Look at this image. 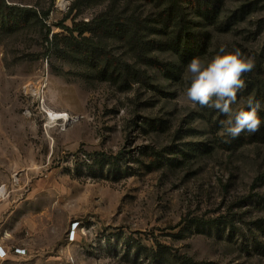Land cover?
I'll list each match as a JSON object with an SVG mask.
<instances>
[{"label":"rangeland","instance_id":"1","mask_svg":"<svg viewBox=\"0 0 264 264\" xmlns=\"http://www.w3.org/2000/svg\"><path fill=\"white\" fill-rule=\"evenodd\" d=\"M5 2L38 18L12 32L0 27V235L39 237L67 250L68 264H264V142L228 150L219 124L226 117L182 103L186 67L166 78L124 42L105 39L151 82L122 84L63 52L80 39L66 28L106 12L107 1ZM164 7L141 0L132 11L154 21ZM217 10L219 26L200 27L213 37L201 59L224 47L264 61V0H217ZM249 97L264 104L245 82L233 111L247 110Z\"/></svg>","mask_w":264,"mask_h":264},{"label":"trees","instance_id":"2","mask_svg":"<svg viewBox=\"0 0 264 264\" xmlns=\"http://www.w3.org/2000/svg\"><path fill=\"white\" fill-rule=\"evenodd\" d=\"M108 2L107 11L101 13L95 19L76 24L74 28H66L72 35L79 34V40L73 38L74 44L66 43L63 52L72 54L78 62L85 63L92 70H97L101 80H111L114 76L122 84L143 82L151 84L150 77L145 71L136 70L132 64L115 57L107 49L105 39L120 41L127 44L139 63L155 67L169 79H178L183 67L193 57L204 58L212 46V34L202 25H216L214 20L219 19L217 0H152L164 3V9L158 13L154 21L141 16V13L132 11V4L141 0H100ZM190 4L193 12L199 19L193 21L184 4ZM119 6V12L116 7ZM191 8V7H190ZM33 14V15H31ZM242 17V14L240 15ZM233 16L230 21L233 25L239 20ZM32 18H38V13L32 8L8 5L5 0H0V27L7 32L16 31L26 25ZM229 21L224 25L228 26ZM222 27V26H221ZM90 33L91 37L84 36ZM57 38V36H54ZM95 38V39H94ZM157 53H169L176 58V62L163 61ZM254 69L245 73L242 77L247 87L264 100V61L262 55L255 60ZM260 113V111H259ZM260 116V115H259ZM260 130L254 134L242 133L238 138L232 139L226 135L224 146L228 150L243 146L252 142H264V117H261ZM230 141V142H226ZM114 165L122 160L121 154L107 155L94 153Z\"/></svg>","mask_w":264,"mask_h":264},{"label":"clouds","instance_id":"3","mask_svg":"<svg viewBox=\"0 0 264 264\" xmlns=\"http://www.w3.org/2000/svg\"><path fill=\"white\" fill-rule=\"evenodd\" d=\"M254 67L253 60L244 56L238 48L226 51L221 47L208 61L193 57L186 66L190 75L182 103L188 102L199 105L200 108L213 109L226 117L219 120L223 129L221 135L226 133L236 139L244 132L254 134L262 125L259 111L264 110V104L249 97L247 110L234 112L232 107L237 102L238 93L245 88L242 77Z\"/></svg>","mask_w":264,"mask_h":264},{"label":"crops","instance_id":"4","mask_svg":"<svg viewBox=\"0 0 264 264\" xmlns=\"http://www.w3.org/2000/svg\"><path fill=\"white\" fill-rule=\"evenodd\" d=\"M0 203H5L0 201ZM4 206H0V214ZM39 237H20L0 235V246L8 252V257L2 264H68L70 256L67 250H56ZM23 249V254L14 253L13 249Z\"/></svg>","mask_w":264,"mask_h":264},{"label":"built area","instance_id":"5","mask_svg":"<svg viewBox=\"0 0 264 264\" xmlns=\"http://www.w3.org/2000/svg\"><path fill=\"white\" fill-rule=\"evenodd\" d=\"M78 223H73L72 224V230H74L77 227ZM70 241H73L75 239V235L74 232L71 231L70 235H69ZM14 253L17 254H23V249H18V248H14L13 249ZM8 257V252L6 251V249L3 246H0V264H2L6 258Z\"/></svg>","mask_w":264,"mask_h":264},{"label":"bare ground","instance_id":"6","mask_svg":"<svg viewBox=\"0 0 264 264\" xmlns=\"http://www.w3.org/2000/svg\"><path fill=\"white\" fill-rule=\"evenodd\" d=\"M69 0H58V3L61 7H64L67 3H68ZM50 117L52 119L56 118L57 120H62V121H67L69 120V117L67 114H57L55 112H50ZM0 197L4 194V189L3 187L0 188Z\"/></svg>","mask_w":264,"mask_h":264}]
</instances>
